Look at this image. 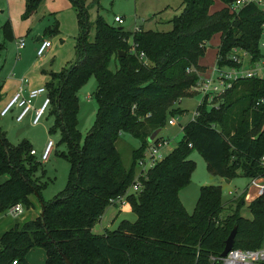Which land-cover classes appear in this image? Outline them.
I'll return each instance as SVG.
<instances>
[{
    "label": "trees",
    "instance_id": "obj_1",
    "mask_svg": "<svg viewBox=\"0 0 264 264\" xmlns=\"http://www.w3.org/2000/svg\"><path fill=\"white\" fill-rule=\"evenodd\" d=\"M39 1L25 0V12ZM72 1L82 28L76 60L45 83L55 128L67 146L63 156L70 162L68 186L43 200L44 183L36 176L40 162L30 154L28 142L11 145L0 128V176L6 177L0 182V214L17 204L29 207L31 195L44 209L42 217L16 223L0 235V264H29L27 255L34 248L44 251V264H67L64 258L69 264H222L220 254L234 226L233 249L262 248L263 195L248 204L251 217L245 218L240 214L243 195L223 203L218 186H201L189 214L179 192L194 171L189 159L193 149L212 174L225 180L264 177V104H256L264 97V80H239L214 102L198 104V114L184 124L174 149L140 178L139 191L128 189L148 137L169 117L184 112L176 104L190 96V87L204 70L198 62L204 43L219 35L220 64L227 63L234 47L257 59L264 11L248 3L232 12L229 5L235 0H219L223 7L210 12L215 0H183L180 13L168 21V31L129 32L98 16L89 41L86 11L81 0ZM91 75L97 108L81 142L77 91ZM119 132L139 141L128 167L116 148ZM159 140L157 135L152 142ZM122 195L120 210L135 219H122L116 228L94 233L105 209Z\"/></svg>",
    "mask_w": 264,
    "mask_h": 264
},
{
    "label": "rangeland",
    "instance_id": "obj_2",
    "mask_svg": "<svg viewBox=\"0 0 264 264\" xmlns=\"http://www.w3.org/2000/svg\"><path fill=\"white\" fill-rule=\"evenodd\" d=\"M182 1L81 0L89 24L87 38L89 41L93 39L94 23L98 16H101L107 24L123 27L129 32L140 28L168 31L171 28L168 21L180 13ZM25 7V0H0V112L12 96V93L6 95L5 87L10 89L15 81L18 85H22V88L28 84H35L37 76L41 73L44 83L50 80L52 73L66 72L76 60L75 46L79 41L82 28L77 21L74 2L72 0H40L37 6L28 13L25 12ZM221 7L223 3L215 0L209 10L213 12ZM115 15L122 17L123 23L115 22ZM39 36L50 42L42 56L36 55L39 43L36 38ZM21 37L24 38V46L18 49L16 41ZM219 46L218 34L213 35L204 43L205 52L199 57L198 62L204 68L202 76L205 78L210 75L211 68L215 64ZM110 68L114 69L113 64ZM21 79H26V81L21 82ZM2 83H4L3 88H1ZM95 88L96 80L91 75L77 91L76 119L81 142L95 120L97 108L93 96ZM189 92L190 96L176 104L184 112L172 117L175 120L173 125L166 122L158 131L159 138L167 140V144L159 150L161 156L176 146L182 138V127L192 119V114L201 99L200 95L193 94L191 90ZM44 95L42 93L32 99L33 108L40 106ZM206 102L210 104L214 102V99L208 98ZM20 110L21 107L14 105L5 115H0V128L11 145H17L23 141L28 142L30 150L36 151L34 158L37 161L46 143L49 140L52 141L53 147L49 158L46 161H39L41 166L36 173V176L40 177V181L44 183L41 197L47 201L68 186L70 162L63 156L67 152V146L60 141V131L55 128L52 104L46 108L36 124L32 123L33 109L23 119L17 120L16 116ZM151 144L152 142H149V145ZM138 146L139 141L129 135L124 134L117 139L116 148L125 167L130 165L132 150ZM189 159L194 162V171L190 182L179 192L181 203L189 214L195 207L200 187L214 185L220 188L223 203L243 195L244 205L240 209V214L245 218L251 217L248 204L253 199L264 196V177L249 179L240 176L226 182L224 178L209 171L206 161L197 149L191 151ZM3 179L5 176H0V182ZM30 201V206H23L22 213L18 215L10 211L0 214V235L16 223L21 225L40 214V202L37 196L31 195ZM124 201V195L121 199H115L94 224L92 231L102 233L105 229L116 228L122 219L134 220V214L117 210L124 204ZM113 218L114 223L106 226L107 222L111 223L110 220ZM27 260L30 264H44V251L41 248L32 249L27 255Z\"/></svg>",
    "mask_w": 264,
    "mask_h": 264
},
{
    "label": "built area",
    "instance_id": "obj_3",
    "mask_svg": "<svg viewBox=\"0 0 264 264\" xmlns=\"http://www.w3.org/2000/svg\"><path fill=\"white\" fill-rule=\"evenodd\" d=\"M248 3H255L258 7L264 11V0H235L229 5V9L232 12L238 11L240 7ZM114 21L121 24L123 23L122 17L115 15ZM50 42L48 39H42L39 46L36 49V55L42 56L45 50L49 47ZM18 49L24 46V38L21 37L16 42ZM258 49L260 56L252 60L251 55L239 48L234 47L231 52L226 56L227 63H219L218 55L215 60L214 66L211 68L210 75L205 78L202 73L199 74L198 80L189 89L193 94L200 95L201 99L198 104L206 102L208 98H216L222 96L233 84L242 79H259L264 80V22L260 26V37L258 41ZM141 55H143L141 53ZM45 94L38 108H33L32 99L39 94ZM207 103V102H206ZM51 104L50 97L46 87L33 88L24 94L22 87L16 91L8 103L1 110L0 115H5L14 105L21 107L20 112L16 116L17 120L23 119L30 110H34L32 123L36 124L40 120V117ZM256 104H264V97H261ZM197 107V106H196ZM198 114V110L192 114V119ZM169 125H173L175 120L171 117L167 122ZM119 136L122 132L118 133ZM166 143V140L161 139L158 143L152 142L144 152V156L137 160V170L132 185L128 191H139L141 189L140 178L144 177L146 171L152 167L157 161L163 158L159 150ZM191 146V144H188ZM53 143L49 140L41 155L39 161H46L52 151ZM30 154L35 155L34 149L30 150ZM264 160V157H262ZM139 168V169H138ZM121 199V196L118 197ZM8 211L15 215L22 213V206L20 204L14 205ZM12 264H17L13 261ZM222 264H264V246L257 250H241L232 249L227 253L225 257H222Z\"/></svg>",
    "mask_w": 264,
    "mask_h": 264
},
{
    "label": "crops",
    "instance_id": "obj_4",
    "mask_svg": "<svg viewBox=\"0 0 264 264\" xmlns=\"http://www.w3.org/2000/svg\"><path fill=\"white\" fill-rule=\"evenodd\" d=\"M42 39H45V38H42V37H38V38H36V41L38 42L39 41V43H40V41L42 40ZM17 42V41H16ZM39 43H38V46H39ZM37 46V47H38ZM24 81H26V79H21V82H24ZM36 83L35 84H28L26 87L24 86L23 87V89H24V94H26V91H28L29 89H33V88H39V87H45V83L47 82H44L43 83V78H42V73L39 75V76H37V80L35 81ZM21 87L22 85H18V83H17V81H15L14 82V84H12L11 85V87H10V89L9 88H7V87H5L6 89H7V91H6V95H10V93H12L11 95L13 96V94L16 92V90H17V88L18 87ZM4 87V83H2L1 84V88H3ZM19 87V88H20ZM31 87V88H30ZM11 96V97H12ZM11 97H10V99H11ZM44 99V98H43ZM42 99V100H43ZM8 103V102H7ZM166 140V139H165ZM165 144H167V140H166V143ZM164 146V145H163ZM162 146V147H163ZM175 147V146H174ZM173 147V148H174ZM173 148H171L170 150H168L166 153H164L163 154V157L164 156H166ZM6 178V177H5ZM4 180V179H3ZM2 180V181H3ZM226 182H229V180H225ZM231 181V180H230ZM124 205V204H123ZM122 205V206H123ZM117 208V207H116ZM40 210H41V207H40ZM118 211H120V208H118L117 209ZM126 212H129V211H126ZM105 213V212H104ZM109 213V212H108ZM129 213H131V212H129ZM110 221H112L111 223H109V222H107V224H106V226H109L110 224L112 225L113 223H114V218L112 219V220H110ZM130 221H133V220H130ZM44 258H45V255H44ZM28 261V260H27ZM28 263H29V261H28ZM30 264V263H29Z\"/></svg>",
    "mask_w": 264,
    "mask_h": 264
},
{
    "label": "water",
    "instance_id": "obj_5",
    "mask_svg": "<svg viewBox=\"0 0 264 264\" xmlns=\"http://www.w3.org/2000/svg\"><path fill=\"white\" fill-rule=\"evenodd\" d=\"M121 54H123V53H121ZM158 131L159 130L156 129L151 133V135L148 137L149 142H152L155 139V137L158 135ZM43 214H44V209L41 207L40 216L42 217ZM235 234H236V226L233 227V229L230 231L228 237L225 240L224 249L220 254L221 257H225L227 255V253L233 249ZM64 260L67 264H69V262L66 258H64Z\"/></svg>",
    "mask_w": 264,
    "mask_h": 264
}]
</instances>
